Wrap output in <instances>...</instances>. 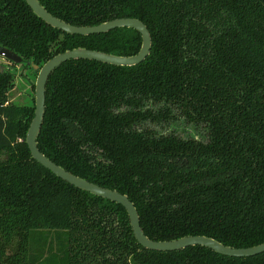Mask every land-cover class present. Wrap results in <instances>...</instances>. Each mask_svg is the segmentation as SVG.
Instances as JSON below:
<instances>
[{
    "label": "trees",
    "instance_id": "trees-1",
    "mask_svg": "<svg viewBox=\"0 0 264 264\" xmlns=\"http://www.w3.org/2000/svg\"><path fill=\"white\" fill-rule=\"evenodd\" d=\"M39 2L75 26L138 19L152 37L137 66L72 60L50 76L40 151L127 195L151 240L264 243V0ZM141 46L135 29L69 35L26 0H0V48L27 68L78 48L132 56ZM12 79L0 73V264H264V253L143 248L123 206L32 158L35 106L7 104Z\"/></svg>",
    "mask_w": 264,
    "mask_h": 264
},
{
    "label": "water",
    "instance_id": "water-1",
    "mask_svg": "<svg viewBox=\"0 0 264 264\" xmlns=\"http://www.w3.org/2000/svg\"><path fill=\"white\" fill-rule=\"evenodd\" d=\"M26 2L33 12L45 23L69 35L91 36L107 34L119 28H131L138 31L142 37V46L136 55L117 56L96 50L78 48L66 51L53 57L42 67L33 65V68L39 72L35 85V115L26 136V143L32 158L44 168L51 171L55 176L70 185L123 206L128 214L130 226L136 241L147 250L157 252H174L184 250L189 247L200 246L210 249L219 255L232 258H249L263 254L264 243L248 248H232L206 236H186L170 241L151 240L146 236L141 226L140 216L135 204L127 195L115 190L101 187L72 174L50 160L40 151L38 147V138L40 136L46 114V87L50 76L62 64L72 60L97 61L118 67L137 66L142 64L150 55L152 49V37L148 27L138 19L119 18L96 26H75L51 14L39 2V0H26ZM0 56L14 64L24 63L20 56L7 48H0ZM6 69L0 66V73L6 72Z\"/></svg>",
    "mask_w": 264,
    "mask_h": 264
},
{
    "label": "rangeland",
    "instance_id": "rangeland-1",
    "mask_svg": "<svg viewBox=\"0 0 264 264\" xmlns=\"http://www.w3.org/2000/svg\"><path fill=\"white\" fill-rule=\"evenodd\" d=\"M0 65H3L12 74L13 79L7 91V104L16 106H35V85L38 70L27 68L25 64H13L0 56Z\"/></svg>",
    "mask_w": 264,
    "mask_h": 264
},
{
    "label": "flooded vegetation",
    "instance_id": "flooded-vegetation-1",
    "mask_svg": "<svg viewBox=\"0 0 264 264\" xmlns=\"http://www.w3.org/2000/svg\"><path fill=\"white\" fill-rule=\"evenodd\" d=\"M4 60H6V61H8V62H10V63H12L11 61H9V60H7V59H5L4 57H2ZM14 64V63H13ZM23 64H25L26 65V63H23ZM0 66H2L3 68H5L6 69V67L5 66H3V65H0ZM6 71H8L7 69H6Z\"/></svg>",
    "mask_w": 264,
    "mask_h": 264
}]
</instances>
